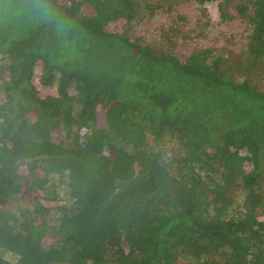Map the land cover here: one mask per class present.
I'll list each match as a JSON object with an SVG mask.
<instances>
[{"label": "trees", "instance_id": "obj_1", "mask_svg": "<svg viewBox=\"0 0 264 264\" xmlns=\"http://www.w3.org/2000/svg\"><path fill=\"white\" fill-rule=\"evenodd\" d=\"M161 1L0 0V264H264V0H180L227 54Z\"/></svg>", "mask_w": 264, "mask_h": 264}, {"label": "rangeland", "instance_id": "obj_2", "mask_svg": "<svg viewBox=\"0 0 264 264\" xmlns=\"http://www.w3.org/2000/svg\"><path fill=\"white\" fill-rule=\"evenodd\" d=\"M161 2L163 7L158 11L157 15L152 19L142 21L136 27V34L142 36L153 45L163 44L165 42V33L170 32L172 27H177L179 37L182 35L188 37L186 40L191 41L189 42V49L193 46L202 48L214 47L223 49V54H227L231 50V41L239 39L241 27L235 21L226 23L221 21L218 1L208 2L203 6L180 0H162ZM170 35L173 36L171 32ZM181 45L182 40L178 39L177 50L181 49ZM183 52L187 53L189 50L183 48ZM35 84L38 86L37 81ZM178 147L174 141L167 144L169 152L174 151V149L176 152L179 151ZM56 185H59V196L62 198L60 203H63L65 200L63 199V186H61L62 184ZM60 203L43 202L47 207H55L60 205ZM261 220H264V217ZM3 256L9 260L13 259L12 255L7 252H3Z\"/></svg>", "mask_w": 264, "mask_h": 264}]
</instances>
